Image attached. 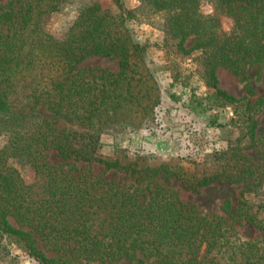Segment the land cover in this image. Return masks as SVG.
<instances>
[{
  "label": "trees",
  "instance_id": "obj_1",
  "mask_svg": "<svg viewBox=\"0 0 264 264\" xmlns=\"http://www.w3.org/2000/svg\"><path fill=\"white\" fill-rule=\"evenodd\" d=\"M65 1L4 0L0 7V134L9 136L0 150V263L15 264L9 250L15 244L37 264H264V242H241L228 223L199 215L157 181L181 179L197 192L225 180L249 191L264 172L247 160L191 181L163 165L100 154L102 135L135 133L152 119L158 86L145 46L125 26L135 14L122 0H112L117 12L84 6L65 35L55 38L46 20ZM138 1L164 15L165 40L177 53H201L213 93L193 98L196 108H230L240 135L256 145L260 100L250 99L248 70L264 67V0ZM222 19L230 21L228 30ZM90 56L117 58L119 71L79 69ZM218 67L245 82L244 96L218 87ZM61 121L68 126L61 128ZM48 150L62 163L51 165ZM228 154L237 157L234 150ZM11 159L32 169V182L9 165ZM75 162L100 164L133 182L109 181L80 171ZM245 219L256 226L253 215Z\"/></svg>",
  "mask_w": 264,
  "mask_h": 264
},
{
  "label": "rangeland",
  "instance_id": "obj_2",
  "mask_svg": "<svg viewBox=\"0 0 264 264\" xmlns=\"http://www.w3.org/2000/svg\"><path fill=\"white\" fill-rule=\"evenodd\" d=\"M126 9L134 11V19L125 23L132 40L144 45L145 63L150 68L158 86L160 102L154 109L152 119L135 133L101 136L100 154L106 158L125 157V161H137L142 166L167 167L169 172L193 181L221 171L225 165L244 160L264 172V67L248 70L253 94L251 101L256 106L257 144L240 135L239 124L230 108L212 106L200 112L193 98H205L213 93L206 86L201 53L194 52L184 56L176 52L174 43L165 40L164 15L153 13L138 0H122ZM97 3L102 8L117 12L112 0H66L59 9L47 17L45 29L55 38H62L79 15L81 9ZM4 0H0V7ZM210 13L209 6H203ZM224 30L230 27V21L221 20ZM79 69L100 68L118 72L117 58L90 56L78 66ZM218 87L235 98L245 95V82L232 75L228 70L216 69ZM201 108V107H200ZM64 121L60 127H67ZM8 134H0V150L8 141ZM237 154L231 157L228 153ZM51 165L62 163L54 150L45 152ZM243 157V159H242ZM138 159V160H137ZM71 162V161H70ZM26 183L33 181V171L28 165L17 160H9ZM80 171L100 175L109 181L128 186L132 179L125 174L105 171L97 163L75 162ZM160 177V176H159ZM159 185L169 188L180 200L193 206L199 215L208 218H220L236 232L241 242H264V175L258 186L249 191L243 189V183L220 180L192 192L184 187L181 179L160 177ZM227 203L226 207L223 204ZM253 215L256 226L247 223L245 216ZM13 224V223H12ZM261 225L262 227H257ZM15 257V264H37L17 245H9ZM50 255V254H48ZM4 264V263H0Z\"/></svg>",
  "mask_w": 264,
  "mask_h": 264
}]
</instances>
